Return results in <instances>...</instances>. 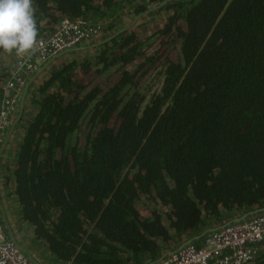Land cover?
<instances>
[{"label": "trees", "instance_id": "16d2710c", "mask_svg": "<svg viewBox=\"0 0 264 264\" xmlns=\"http://www.w3.org/2000/svg\"><path fill=\"white\" fill-rule=\"evenodd\" d=\"M160 1L32 8L37 36L62 16L109 34ZM148 14L48 60L24 96L1 185L51 264H145L264 212V0H167ZM14 53L0 49V104ZM253 249L248 264H264V240Z\"/></svg>", "mask_w": 264, "mask_h": 264}, {"label": "built area", "instance_id": "2783aa9c", "mask_svg": "<svg viewBox=\"0 0 264 264\" xmlns=\"http://www.w3.org/2000/svg\"><path fill=\"white\" fill-rule=\"evenodd\" d=\"M101 32L98 25H90L80 16L73 19L62 16L51 31H44L37 36L33 50L24 54L15 52L7 59L6 66L11 76L3 85L0 104V148L19 106L29 73L39 70L48 60L67 49L89 42ZM8 149L9 146L5 149V156ZM204 235L199 245L190 240L182 246L179 244L176 248L165 250L168 254H162L153 264H248L254 257V242L264 240V212L234 217ZM31 253L40 264L41 260L45 261ZM0 264H36L10 238L1 215Z\"/></svg>", "mask_w": 264, "mask_h": 264}, {"label": "clouds", "instance_id": "9594fccd", "mask_svg": "<svg viewBox=\"0 0 264 264\" xmlns=\"http://www.w3.org/2000/svg\"><path fill=\"white\" fill-rule=\"evenodd\" d=\"M36 41L32 0H0V49L24 54L34 49Z\"/></svg>", "mask_w": 264, "mask_h": 264}, {"label": "water", "instance_id": "95a60500", "mask_svg": "<svg viewBox=\"0 0 264 264\" xmlns=\"http://www.w3.org/2000/svg\"><path fill=\"white\" fill-rule=\"evenodd\" d=\"M165 1L167 0H162L160 2H158L157 4H155L154 6H151L149 8H147L146 10L140 12L139 14H135L133 16H131L129 19L125 20L123 22V24L121 25L120 29L116 30L115 32H112V33H109V34H99L97 35L96 37L92 38L89 42L85 43L87 45H83L81 47H92V46H95L97 44H100V43H103L104 41H106L108 38L110 37H113L116 33H118L119 31L123 30L124 28L130 26L131 24H133L134 22L138 21L140 18H144V17H147L149 14L148 12L152 11L153 9H155L156 7H158L159 5L163 4ZM76 47H71L69 49H67L66 51H72L73 49H75ZM65 52V51H64ZM47 64V63H46ZM45 64V65H46ZM45 65L40 68L39 70H37V73H40V74H37V75H33L31 76L28 81L25 83L23 89H22V93H21V96H20V104L17 108V110L20 112L21 110L19 109L21 107H23V103L25 102V98L24 96L26 94L29 93V91L32 89V87L34 86V82L35 80L37 81L39 78H40V75L43 71V68L45 67ZM19 118L16 119V113H14V116L12 118V121L6 131V135L4 137V140H3V144H2V147L0 148V215H1V219L3 221V224L5 226V228L7 229L8 233H9V236L10 238L15 242V244L31 259L33 260L36 264H40L37 260H36V256L34 254L31 253V250L29 249V247L27 246L26 243H24V241L21 239L20 235L15 231L14 227H13V224L9 221L6 220V216H5V213L7 214L6 210H5V205H4V202H3V199H2V185H1V165L2 163L4 162V158H5V149L7 148L8 144L10 143V139L13 135V133L15 132V126H16V122L18 121ZM264 210V209H263ZM243 217V215L241 216ZM240 218V217H238ZM10 222V223H9ZM211 228H208L206 229L205 231L207 230H210ZM204 231V232H205ZM203 232V233H204ZM202 233V234H203ZM201 234V235H202ZM21 239V240H19ZM190 240H186L184 241L183 243H181L179 246H182L183 244L189 242ZM166 252H164L163 254L165 255ZM168 254V252L166 253ZM157 261V260H156ZM155 261L153 262H148V263H145V264H153Z\"/></svg>", "mask_w": 264, "mask_h": 264}, {"label": "rangeland", "instance_id": "374dc122", "mask_svg": "<svg viewBox=\"0 0 264 264\" xmlns=\"http://www.w3.org/2000/svg\"><path fill=\"white\" fill-rule=\"evenodd\" d=\"M148 16H149V15H148ZM148 16H147V17H148ZM137 22H138V21H136L135 23H137ZM116 23H119V20H117ZM135 23H134V24H135ZM101 33L104 34L105 32L102 31ZM71 54H73V53L70 51V52H68V53H64L62 56H63V57H68V56H70ZM43 73H44V71H42L41 74H43ZM40 77H41V76H40ZM88 78H89V77H88ZM99 80H101V79H99ZM15 132H18V133H22V132H23V123H22V122H21V123H18V124L15 126ZM16 138L19 139L20 136H19V135H16ZM3 192H4V191H3V188H2V199H3L4 205H5V210H6V212H7V214L5 213L6 220H7V221L10 220V222L13 224V227H14L15 231H16L19 235L22 236V233H23V235H25V232L23 231L24 227H29V228H30V226H29L27 223H24L23 226L20 227L19 223H17V225H16V223H15L16 220L14 219V215L17 214V211H18V209H19V206H18V202H17L16 197H15L13 194H11L9 197L5 198V197L3 196ZM142 205H144V207H142ZM139 207H140L141 212H143V214H144V213H148L149 210L151 209V206L148 205V204H145V203H140ZM10 222H9V223H10ZM17 226H18V227H17ZM26 233L28 234L29 231H26ZM19 240H21V239H19ZM24 243H25V242H24ZM30 244H31L32 247L35 246V244H33V243H30ZM27 246H28V245H27ZM39 252H40L43 256H46L45 254H46V252H47V248L44 247L43 245H41V246H40V249H39ZM43 256L40 255V258H41V259H44L46 262L43 261V260H41V261H42V264H51V263L53 262L52 259H49V261H48V259L45 258V257H43ZM47 262H49V263H47Z\"/></svg>", "mask_w": 264, "mask_h": 264}, {"label": "crops", "instance_id": "0c3cea01", "mask_svg": "<svg viewBox=\"0 0 264 264\" xmlns=\"http://www.w3.org/2000/svg\"><path fill=\"white\" fill-rule=\"evenodd\" d=\"M36 82H37V81L35 80L34 83H36ZM19 109L21 110V107H20ZM20 116H21V115H20V112L18 111L17 114H16V119L19 118ZM14 133H16V132H14ZM14 133H13V135H14ZM10 145H11V143L8 144V146H10ZM8 146H7V147H8ZM1 221H2V219H1ZM2 222H3V221H2ZM20 237H21V239L23 240V236L20 235ZM29 248H30V250H31L33 253H35L38 257H40V255H39L40 252L36 251V249L34 250L32 247H29Z\"/></svg>", "mask_w": 264, "mask_h": 264}, {"label": "bare ground", "instance_id": "6f19581e", "mask_svg": "<svg viewBox=\"0 0 264 264\" xmlns=\"http://www.w3.org/2000/svg\"><path fill=\"white\" fill-rule=\"evenodd\" d=\"M12 121V120H11Z\"/></svg>", "mask_w": 264, "mask_h": 264}]
</instances>
